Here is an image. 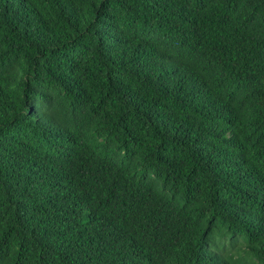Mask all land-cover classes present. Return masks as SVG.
Segmentation results:
<instances>
[{"label": "trees", "instance_id": "obj_1", "mask_svg": "<svg viewBox=\"0 0 264 264\" xmlns=\"http://www.w3.org/2000/svg\"><path fill=\"white\" fill-rule=\"evenodd\" d=\"M0 264H264V0H0Z\"/></svg>", "mask_w": 264, "mask_h": 264}]
</instances>
